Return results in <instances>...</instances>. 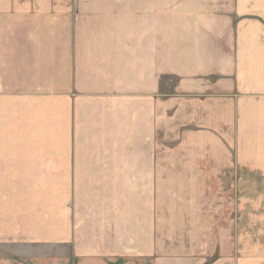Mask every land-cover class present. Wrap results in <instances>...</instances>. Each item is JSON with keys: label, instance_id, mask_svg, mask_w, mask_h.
Here are the masks:
<instances>
[{"label": "crops", "instance_id": "0c3cea01", "mask_svg": "<svg viewBox=\"0 0 264 264\" xmlns=\"http://www.w3.org/2000/svg\"><path fill=\"white\" fill-rule=\"evenodd\" d=\"M169 165L186 181L264 180V0H0L1 207L54 229L69 199L74 229L95 204L104 236L39 243H71L81 264H141L166 244L151 217ZM163 250L156 264H193Z\"/></svg>", "mask_w": 264, "mask_h": 264}, {"label": "rangeland", "instance_id": "374dc122", "mask_svg": "<svg viewBox=\"0 0 264 264\" xmlns=\"http://www.w3.org/2000/svg\"><path fill=\"white\" fill-rule=\"evenodd\" d=\"M175 79L169 78L168 90L172 91ZM175 141H169L171 146ZM172 150L169 151V156ZM175 152V151H174ZM177 167L169 165V180L157 182L162 188H157L154 199V212L152 223L154 238L159 241L164 239L165 245H158L157 252L152 256L138 262L141 264H156L154 260L160 259L165 254L163 248L171 254H191L193 264H264V180L257 175L249 174L247 180L237 179L239 174L233 169L232 176L228 172L225 178L210 180L205 175L186 181L177 175ZM225 170V169H222ZM165 172V171H164ZM224 178V179H223ZM257 178V179H256ZM214 179V178H213ZM30 182H14V187L29 188ZM17 185V186H16ZM36 184L31 182L30 187ZM73 187L72 182H57V192L61 188ZM79 195L90 204L95 201V196H89L86 191V182H76ZM83 190V191H82ZM89 196V197H88ZM64 197L57 193V200ZM0 197V236L12 238H25L35 243L31 245H0V252L9 253V258L22 264H81L74 255V245L71 243L41 244L44 238L49 240L68 239L79 243L85 240L93 241L102 235V228L97 227L98 214L96 205L89 207V212H80L77 207L74 214L79 221L76 228H72L68 222L72 206L70 200L67 207L57 214L55 228L52 226L43 228L34 227L33 215L25 216L16 212L13 207H1ZM3 204L5 203L2 202ZM66 206V205H65ZM46 213L43 217L47 219ZM129 226L140 223L137 214L131 213ZM24 220V221H23ZM82 220L85 223L82 224ZM47 221V220H46ZM33 222V223H32ZM81 222V223H80ZM53 230L54 233L49 235ZM50 236V237H49ZM125 235L123 234L122 238ZM156 236V237H155ZM85 239V240H84ZM133 251L139 245L132 246ZM163 247V248H162ZM18 255V257L15 256ZM231 254V255H230ZM159 255V256H158ZM162 257V256H161ZM227 257L229 259H227ZM138 260H140L138 258ZM162 264H181L178 259H163ZM236 262V263H235ZM186 264V263H184Z\"/></svg>", "mask_w": 264, "mask_h": 264}]
</instances>
